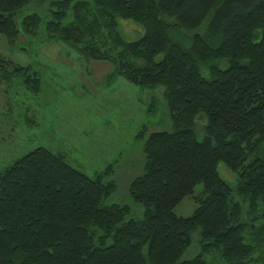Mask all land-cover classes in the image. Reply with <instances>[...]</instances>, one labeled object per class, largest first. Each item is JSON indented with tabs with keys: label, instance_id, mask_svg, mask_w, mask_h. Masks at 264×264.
I'll return each mask as SVG.
<instances>
[{
	"label": "trees",
	"instance_id": "trees-1",
	"mask_svg": "<svg viewBox=\"0 0 264 264\" xmlns=\"http://www.w3.org/2000/svg\"><path fill=\"white\" fill-rule=\"evenodd\" d=\"M41 1L0 0L10 45L19 12ZM45 1L51 18L27 13L22 32L107 62L109 80L163 87L170 129L136 134L143 163L128 195L141 218L129 204H106L115 163L91 177L44 146L16 158L0 172V264H212V253L224 264H264V0ZM119 18L143 34L126 40ZM14 79L41 91V72L0 52V81ZM147 110H156L155 96ZM198 184L192 214L176 215ZM194 234L198 250L182 259Z\"/></svg>",
	"mask_w": 264,
	"mask_h": 264
},
{
	"label": "rangeland",
	"instance_id": "rangeland-1",
	"mask_svg": "<svg viewBox=\"0 0 264 264\" xmlns=\"http://www.w3.org/2000/svg\"><path fill=\"white\" fill-rule=\"evenodd\" d=\"M38 12L43 22L51 18L48 1L30 3L17 15L18 37L13 45L0 34V52L17 63L31 64L41 72L42 87L34 94L19 79L10 84L0 81V172L16 158L37 146L61 153L72 166L89 176L115 163L109 179L116 182V191L109 203L131 205L130 217L141 218L143 207L128 195L129 182L142 169V142L136 134L147 126L148 131L170 129L167 108L161 97L163 87L142 88L124 77L106 78L110 65L103 61L85 60L69 45L49 39L45 32L38 36L24 34L22 16ZM70 20L68 16L63 22ZM126 40L144 32L143 26L128 19H118ZM156 98V110L149 112L150 98ZM36 124L28 127L27 121ZM203 121L197 122L201 131ZM197 130L200 138L202 133ZM219 175L228 183L235 182V173L222 162ZM201 184L193 194L174 208L179 216H189L197 206ZM194 241L182 259L198 250ZM212 264H224L215 253L208 257Z\"/></svg>",
	"mask_w": 264,
	"mask_h": 264
}]
</instances>
